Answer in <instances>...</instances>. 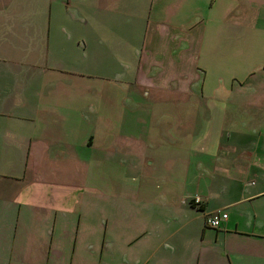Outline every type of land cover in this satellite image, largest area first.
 I'll list each match as a JSON object with an SVG mask.
<instances>
[{"label": "crops", "instance_id": "obj_1", "mask_svg": "<svg viewBox=\"0 0 264 264\" xmlns=\"http://www.w3.org/2000/svg\"><path fill=\"white\" fill-rule=\"evenodd\" d=\"M98 1L101 40L48 4L0 0V264H74L82 230L103 264H264V0ZM121 61L114 81L158 91L215 66L212 114L194 113L211 129H159L149 92L89 88Z\"/></svg>", "mask_w": 264, "mask_h": 264}, {"label": "rangeland", "instance_id": "obj_2", "mask_svg": "<svg viewBox=\"0 0 264 264\" xmlns=\"http://www.w3.org/2000/svg\"><path fill=\"white\" fill-rule=\"evenodd\" d=\"M28 1V0H26ZM32 5L35 4L36 7H39L40 5L43 6L45 4H48V7H52L50 16H52V20L55 21L56 18H60L62 21L70 22L71 20L75 23H77L80 26V29L83 31V36L85 39H97L101 40L102 38V13H103V7L102 2L98 0H88L87 3H83L82 0H29ZM40 4V5H39ZM77 7V8H76ZM75 8V9H74ZM40 16L39 13H33L32 15ZM49 20L50 18L47 17ZM207 59V57H205ZM95 66V65H94ZM92 74L95 73V77H92L90 79V87L91 89L95 90H102V88L109 90V89H120L121 91H131V92H139L143 93V91L149 92L151 94L150 100L144 101V98H139L143 100L142 102L145 103L144 105L147 106V108H151V114H147L145 117L146 122L149 123L152 126L157 127L160 125L159 129L165 128V127H174V126H181L185 127L186 129H211V116H204V117H196L194 116V113H202L205 115L212 114V106H213V91H214V75H215V66H213L212 70L208 73L206 78H204V72L201 75L200 71L198 72V75L201 77L200 83L202 81V85L198 86L199 84H196V86H187L185 88L178 87L177 85H174L172 88L168 87L164 89L163 91H158L156 87L154 88H148L146 89L144 87L143 90L138 88L137 85L141 84H134V85H128L125 81L119 80L114 81L116 79H119L125 75V73H128V67L124 64L123 61H121L119 64L116 65H109L108 70L105 72V75H107V79L103 81L102 72L99 76V71L96 69V66L92 69ZM100 77V78H99ZM204 79H206L205 86H204ZM142 86V85H141ZM202 93V94H201ZM204 95V97H203ZM120 113H124L123 110L120 111ZM138 113V114H137ZM137 117L140 115L139 112H137ZM177 113H183V115H179V118L176 117ZM168 114V115H167ZM129 115V114H128ZM167 115V116H165ZM130 116V115H129ZM159 131V130H157ZM176 139V138H174ZM191 139V135L188 134L187 140ZM177 140V139H176ZM124 163H119L118 167L121 169ZM106 170H103V172ZM100 175V178L98 180V185L102 187V185L106 184V180H108L105 175ZM125 180L122 178H119L116 180L117 184L123 185ZM102 192V190H100ZM100 192V193H101ZM108 203L106 194L101 193L99 195V203L102 204ZM115 202V199H114ZM121 202V201H120ZM110 203V200H109ZM4 208V207H3ZM1 208L3 214L5 215V219L2 223V228H8V226H11L14 224L15 219V213L16 211L13 208H10L9 205L5 209ZM32 210L28 209L30 213H40L41 209L39 207H36L35 209L31 208ZM98 223L96 226L91 227V234H93L92 229L97 228V241H95L96 247L99 248L103 242L104 237V226L105 221H102V218L100 216V213H98ZM110 234V232H109ZM74 240H64V242L70 243L69 246H71V242ZM89 241L93 242L91 239H89L88 234L82 233L79 236V239L77 242V249L79 250V253L74 256V264H87L88 262H92L94 264H103V257L99 256L100 254L97 252L96 257L88 255V252L85 250L87 245L89 244ZM65 246V245H64ZM69 254H64L61 256L64 260H59L57 255H53V261L58 260L59 264H70L68 262V259H70ZM73 257V256H72ZM115 264H118V261H115Z\"/></svg>", "mask_w": 264, "mask_h": 264}, {"label": "built area", "instance_id": "obj_3", "mask_svg": "<svg viewBox=\"0 0 264 264\" xmlns=\"http://www.w3.org/2000/svg\"><path fill=\"white\" fill-rule=\"evenodd\" d=\"M195 206H200L202 205V202L200 200V197L197 196L193 199L192 202ZM228 219V215L227 213L223 212V213H218V214H214L210 217L207 218L206 220V224L208 227L214 228L215 230L219 229L221 227V225L226 222Z\"/></svg>", "mask_w": 264, "mask_h": 264}]
</instances>
